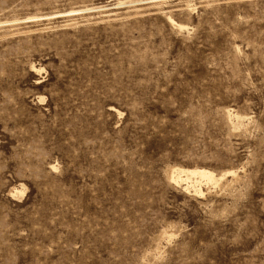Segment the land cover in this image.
<instances>
[{
	"label": "rangeland",
	"instance_id": "374dc122",
	"mask_svg": "<svg viewBox=\"0 0 264 264\" xmlns=\"http://www.w3.org/2000/svg\"><path fill=\"white\" fill-rule=\"evenodd\" d=\"M0 264H264V0H0Z\"/></svg>",
	"mask_w": 264,
	"mask_h": 264
},
{
	"label": "bare ground",
	"instance_id": "6f19581e",
	"mask_svg": "<svg viewBox=\"0 0 264 264\" xmlns=\"http://www.w3.org/2000/svg\"><path fill=\"white\" fill-rule=\"evenodd\" d=\"M173 173H175V176H172L171 180L175 181L176 183H179L182 181H184V183H185L186 181H188L189 179H191L193 177L199 178L200 180H203L207 183H215L216 182V178L214 177V175L211 172L206 171V170H197L196 168H195V170L176 169V170H174ZM216 177H218V176H216ZM186 188H187V186H186Z\"/></svg>",
	"mask_w": 264,
	"mask_h": 264
}]
</instances>
